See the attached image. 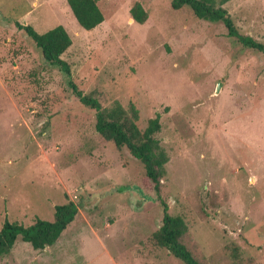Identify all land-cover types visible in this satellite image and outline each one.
I'll list each match as a JSON object with an SVG mask.
<instances>
[{
    "label": "rangeland",
    "instance_id": "1",
    "mask_svg": "<svg viewBox=\"0 0 264 264\" xmlns=\"http://www.w3.org/2000/svg\"><path fill=\"white\" fill-rule=\"evenodd\" d=\"M135 2L143 23L129 13ZM97 4L104 20L87 30L67 0H0V228L78 205L56 242L34 249L18 236L0 264H183L151 237L163 210L142 164L99 135L70 79L104 106L133 102L140 128L160 115L161 196L187 223L196 258L264 264V53L171 0ZM224 6L241 33L264 42V0ZM15 21L38 33L62 25L71 74Z\"/></svg>",
    "mask_w": 264,
    "mask_h": 264
},
{
    "label": "trees",
    "instance_id": "2",
    "mask_svg": "<svg viewBox=\"0 0 264 264\" xmlns=\"http://www.w3.org/2000/svg\"><path fill=\"white\" fill-rule=\"evenodd\" d=\"M228 0H171V7L179 9L189 6L193 14L211 22H222L227 35L244 47L264 53V42L250 35L243 34L235 25L232 16L224 6ZM77 22L84 29L98 26L104 15L97 0H67ZM133 20L146 21L148 14L140 2H135L129 9ZM18 29L31 38L42 53L43 58L52 65L59 66L68 75L71 74L68 62L61 55L70 47L72 41L67 30L57 25L44 33H38L29 24L14 22ZM69 85L79 102L94 115L95 130L107 141H112L117 149L126 147L144 168L143 181L151 183L159 199L163 215L160 226L151 237L156 245L166 248L170 254L180 259L183 264H205L196 258L184 242L187 223L181 215L168 211V206L161 196V180L165 174L168 155L160 143L157 134L161 130L160 115L148 119L144 128L138 126L139 110L133 102L124 107L118 100L104 106L96 92H85L71 79ZM78 205L71 200L54 205L52 220L35 218L30 225L5 219L0 228V255L9 253L16 238L29 242L34 249H43L52 245L61 232L74 219Z\"/></svg>",
    "mask_w": 264,
    "mask_h": 264
},
{
    "label": "water",
    "instance_id": "3",
    "mask_svg": "<svg viewBox=\"0 0 264 264\" xmlns=\"http://www.w3.org/2000/svg\"><path fill=\"white\" fill-rule=\"evenodd\" d=\"M219 87H220V83H218V85L216 87V91H218Z\"/></svg>",
    "mask_w": 264,
    "mask_h": 264
}]
</instances>
